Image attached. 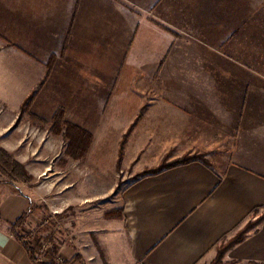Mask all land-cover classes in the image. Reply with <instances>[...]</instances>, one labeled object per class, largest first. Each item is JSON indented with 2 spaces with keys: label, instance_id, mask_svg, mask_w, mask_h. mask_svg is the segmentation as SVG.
I'll use <instances>...</instances> for the list:
<instances>
[{
  "label": "crops",
  "instance_id": "0c3cea01",
  "mask_svg": "<svg viewBox=\"0 0 264 264\" xmlns=\"http://www.w3.org/2000/svg\"><path fill=\"white\" fill-rule=\"evenodd\" d=\"M33 92L35 116L63 109L93 135L85 158L64 162L97 190L135 122L123 164L135 173L204 158L133 179L111 208L121 215L88 208L98 250L87 244L84 264H209L264 211V0H0V103L15 111ZM38 201L0 178V264H44L25 245L27 220L13 228ZM224 261L264 264V221Z\"/></svg>",
  "mask_w": 264,
  "mask_h": 264
},
{
  "label": "rangeland",
  "instance_id": "374dc122",
  "mask_svg": "<svg viewBox=\"0 0 264 264\" xmlns=\"http://www.w3.org/2000/svg\"><path fill=\"white\" fill-rule=\"evenodd\" d=\"M34 94V92L31 93L33 98ZM24 102L21 104L20 109L15 111L4 107L0 103V148L8 150L17 160L23 163L31 176L30 181L26 183L15 182L13 186L22 184L36 193L40 208L34 207L32 215L24 220V222L27 220V226L24 227V237L34 248L35 255L38 251L40 255L44 256L47 263L55 262L54 260L58 256L62 261L57 264H84L81 260L80 251L84 252L83 249L86 248L87 244H89L87 249H90L88 251L98 250L93 240V234L90 237L89 232L91 229L83 225L84 222H82L89 210L88 208L95 207L94 209H100L101 211L114 210L111 208L121 204L120 199L123 196L124 189L133 179L139 177V175L141 176L146 169L157 168L163 163H171L188 154L192 156L200 155L187 152L181 157L173 159L170 156H165L157 165H144L141 171L135 173L136 166L124 167L123 165L125 145L136 124L135 122L131 125V130L128 129L130 132L123 147L121 159L120 144L128 131L119 143L118 161L115 168L117 174L114 180L107 181L103 191L102 188L97 190L93 188L94 182H92L93 176L90 175L91 173L81 168L80 171L77 169L80 166L79 163L65 164L64 158L70 156L66 151L68 139L63 134L53 132V118L47 120L35 116L30 110L32 102L23 108ZM11 107H13L12 104H10ZM67 167L77 170L80 174L77 179L72 177L73 174L69 173V175L66 172ZM0 178L4 182L7 180L1 173ZM82 184H86L85 188L81 187ZM97 191L101 192L100 198L93 194ZM89 194L90 196H88ZM259 217L256 214L251 215L242 228L255 222ZM242 228L230 239L234 238ZM230 239H227V241ZM224 256L220 264H236L235 261H224ZM215 259L209 264H214Z\"/></svg>",
  "mask_w": 264,
  "mask_h": 264
},
{
  "label": "trees",
  "instance_id": "16d2710c",
  "mask_svg": "<svg viewBox=\"0 0 264 264\" xmlns=\"http://www.w3.org/2000/svg\"><path fill=\"white\" fill-rule=\"evenodd\" d=\"M33 100V95L29 96L24 104L23 108L25 106H28ZM52 130L55 134H63L67 139H68V146H67V153L72 156L75 159H83L87 156L90 146L93 141V135L88 132L87 130L83 129L82 127L73 124L69 121L66 120L65 118V111L63 109H58L55 112V115L53 117L52 121ZM131 130V128H130ZM130 130L126 133L124 136L123 140L121 141L120 144V159L122 158L123 155V147L125 145L127 136L130 132ZM195 159H202L204 160L203 156L201 155H185L171 163L167 164H162L161 166L157 168H152V169H146L142 175H148V174H156L161 172L164 168H169L173 167L179 164H184L188 163L192 160ZM120 162V160H119ZM0 173L1 175L5 176L7 180L5 181L8 184L14 185L15 182H20V183H26L30 181L31 176L28 173L26 167L24 166L23 163H21L19 160H17L8 150L4 148H0ZM140 176V175H139ZM122 210L121 209H114L106 213L107 217H112L115 215H121ZM28 214L22 215L14 224L13 228L16 229L19 227ZM262 221H264V212L262 215L252 223L247 224L242 230L232 239L229 241H223L218 247H217V257L214 261V264H220L222 257L224 256L225 252L234 246L235 244L241 242L245 236L246 233L249 231V229L253 228L254 226L260 224ZM24 238L23 236H21ZM25 245L27 246L32 259L35 262L37 261V257L35 255V250L34 248L29 244V242L25 241ZM44 264H53V263H44ZM247 264H256L254 262H250Z\"/></svg>",
  "mask_w": 264,
  "mask_h": 264
},
{
  "label": "built area",
  "instance_id": "2783aa9c",
  "mask_svg": "<svg viewBox=\"0 0 264 264\" xmlns=\"http://www.w3.org/2000/svg\"><path fill=\"white\" fill-rule=\"evenodd\" d=\"M36 257H37V259H38L39 262H41V263H47V261H45V259H44V256L43 255H40L38 253V251L36 252ZM54 261L55 262H48V263L57 264V263H60V261H62V259L61 258H58V256H57Z\"/></svg>",
  "mask_w": 264,
  "mask_h": 264
}]
</instances>
